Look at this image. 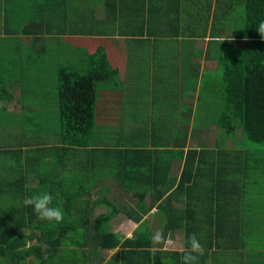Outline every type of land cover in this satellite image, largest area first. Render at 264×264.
Segmentation results:
<instances>
[{
    "label": "trees",
    "instance_id": "1",
    "mask_svg": "<svg viewBox=\"0 0 264 264\" xmlns=\"http://www.w3.org/2000/svg\"><path fill=\"white\" fill-rule=\"evenodd\" d=\"M79 1L47 0L48 17L26 22L29 16L9 12V1L0 0V99L25 90L41 110L35 131L18 136L25 146L0 141V264H181L192 234L205 249L198 264H264V149L256 156L235 141L241 134L264 145V40L255 31L264 0H97L93 9ZM99 4L105 19L97 18ZM54 14L72 19L62 35L97 38L91 63L63 68L53 58L44 67L35 60L29 37L42 39ZM98 38L110 40L111 50ZM201 59L216 63L202 80ZM152 65L156 75L162 65L178 74L167 125L158 79L153 92L144 81L140 94L120 82L133 67L147 75ZM114 85V124H99L100 93ZM124 191L139 198L137 209L119 196ZM43 192L56 198L61 223L24 206L26 197ZM152 207L161 218L158 243L152 233L128 237L123 225L111 226L123 212L137 224ZM178 234L182 249H166Z\"/></svg>",
    "mask_w": 264,
    "mask_h": 264
},
{
    "label": "rangeland",
    "instance_id": "2",
    "mask_svg": "<svg viewBox=\"0 0 264 264\" xmlns=\"http://www.w3.org/2000/svg\"><path fill=\"white\" fill-rule=\"evenodd\" d=\"M99 1L97 0H82L79 1L78 4H82L83 6H89L90 8H94L95 4H97ZM100 6V7H99ZM104 7L103 5H98L97 7V18L100 19H105L106 16H108L107 14L105 15V10H103ZM85 23L86 22H82L81 24H78V27H81V30H83L85 28ZM101 41V44H107L110 47L111 50V44H110V40H107L106 38H98ZM75 41V43H72L70 45H68L67 47H73V48H78V51L73 54H70L69 51L67 52V49L62 50L61 52H57L53 58H56L57 60H61L60 63H62V67L63 68H67L72 67V66H79L81 63H91L89 61L90 59V55L88 53V51L92 50V47L89 46L91 44V40H88L87 36L82 35L81 36H77L76 39H73ZM208 39L207 40H199L198 41V46L200 48H207L208 45ZM142 63V62H140ZM163 63V62H162ZM168 63V62H166ZM146 64V63H143ZM147 66H150V64H146ZM208 65L210 66L209 69H214L216 64L214 62H209ZM61 67V66H60ZM59 67V68H60ZM58 68V69H59ZM71 69V68H70ZM58 73V71L56 72ZM55 75V77L57 78L58 75L51 73V76L53 77ZM216 81L217 84L221 83L222 81V73L220 72V74L216 77ZM126 85L129 86V82L125 81ZM214 89H216V84ZM15 91V89H14ZM16 95L17 98H12L9 99L7 97H3L5 99H0V141L2 142L3 139H5L7 141V143H2V145H7L8 146H13V147H18L20 144L24 143L25 146V141H19L18 136H22L25 132L26 129H29L30 131H35L36 128V124H38V120L35 116V114H38L41 110L40 107H35L34 105V100L37 98H31V96L29 94H27L24 90V94H22L20 92V89H17L14 93V96ZM213 96H205V98H213ZM99 98H104V92L102 91L100 93V97ZM190 98H194V97H190ZM55 100H58V98H54ZM53 99V100H54ZM172 100L173 104H176L177 102H179V100ZM56 106V105H55ZM4 109H6L7 111H5ZM108 109L105 107H101L98 108V123L99 124H103V123H108L109 126L114 122H112V114L110 113V111H107ZM102 113L104 114H101ZM109 113V114H108ZM51 115H54L55 117H57V115L55 113H51ZM33 120H36V122H34ZM53 122H55V124L58 125V122H60V116H58L57 120H53ZM28 125H27V124ZM15 135V136H14ZM55 138H50L47 140V142H52V140ZM235 140V139H234ZM238 143L239 148L247 150L249 152H252L254 155L258 156L260 153L258 152L259 149H264V145H259V144H255L251 141H249L248 139H245L243 136H241V134L239 135V137L237 138V140H235ZM24 153V152H22ZM261 155V154H260ZM49 161L51 162V165H55V163H58L55 160H51L49 159ZM49 162V164H50ZM59 165V164H58ZM46 170H44L43 172H45ZM175 173V172H174ZM177 174V173H175ZM110 182L112 183H116L118 180L116 179H111L109 178ZM139 198H136V202L138 203ZM125 201V200H124ZM152 208H156V207H152ZM107 210L106 209H101L99 210V213H105ZM155 212V211H154ZM128 216L125 214V212H123L121 215H117V217L115 218V221L112 222L114 227L117 226H121L124 225L122 224V220L127 219ZM144 221H148L150 223L153 224V227H151L150 229L145 228L143 226H138V225H134L131 226L132 230H134V232H137V235L140 238L146 239L149 238L151 233L152 235H157V233L159 232V228H161L162 224H161V218L156 216V215H149L143 218ZM128 221V220H127ZM120 229H123L120 227ZM125 235H128L130 232H126L125 230L123 231ZM134 232H132L131 234H133ZM182 238L183 235H177L174 239L170 238L167 240L166 243V249H176V250H180L182 249ZM253 244H251L250 242V246H252V250L255 251V243L252 242ZM69 241L67 240L66 245L64 244L63 247H67V248H63L64 250L68 251L69 250ZM91 250H89L87 253L89 254V259L91 261V256H92V252H90ZM264 251V249H263ZM116 251L112 250L110 252H105L104 256L106 258V260H109L111 257H113L116 253ZM86 253V254H87ZM92 262V261H91Z\"/></svg>",
    "mask_w": 264,
    "mask_h": 264
},
{
    "label": "crops",
    "instance_id": "3",
    "mask_svg": "<svg viewBox=\"0 0 264 264\" xmlns=\"http://www.w3.org/2000/svg\"><path fill=\"white\" fill-rule=\"evenodd\" d=\"M7 3L9 1V12H13L15 13L17 11V9H20V11L24 14H26V16H29V20H25L26 22H33V21H37L39 19H45L46 17H48V14L46 12V2L47 0H5ZM65 4V1L63 2ZM66 5L63 6V8H65ZM83 6V5H82ZM100 7V6H99ZM66 10V8H65ZM104 10V9H103ZM67 11V10H66ZM17 16V14H15ZM21 15V13H20ZM51 16V22H50V26L49 27H45L44 29V37L40 40L35 39V36L33 37H29V41L32 45V48L30 49L32 51V53H34L35 56V60L38 59V61L40 62L41 65H43L44 67L48 64L49 61H51V59H53L54 55L57 52H61L64 49H67V52L69 51L70 54L75 53V51H78V48H73V47H67L68 45L75 43V41L73 39H76L77 37H72L75 36L73 34H68V35H62V32L64 30L67 29V26H69V30L71 31V28L73 26H71L72 23V19L67 21L66 17H62V16H58L57 14H54V17ZM21 21V20H20ZM24 22V21H21ZM62 22V23H60ZM65 22V23H64ZM36 27V30L39 31V25L37 26H33V28ZM60 28V32L61 34H48L49 30H55V28L57 29ZM33 30V29H32ZM82 37V36H81ZM88 40L91 39V44L89 46L92 47L91 51H88L89 55L93 54V52L96 50L97 46H99V43L97 42V38H89L87 37ZM77 44V43H75ZM34 60V59H33ZM200 64H199V69H198V78L202 80L203 78V74L206 71H212L216 69V66L214 69H209V62L212 61H206L205 59H201L199 60ZM168 64V63H166ZM216 64V63H215ZM163 67V71L159 74H155V69H154V65L151 66L150 71H148L147 75H145L144 71L138 68L133 67L132 73L126 78L123 77L121 78L120 82L123 84V86H125V91H128L130 94L135 93V94H140L141 92H144L145 89L142 90V86H143V82L144 85L146 86V91H147V87L149 88L148 91L153 92L154 89L153 88V84L155 85V81H157L158 79V93L156 96H160L161 94H165V96L162 95V98H165L163 101H161V114H162V118L164 123L167 125V120H168V116H169V106H168V102L172 99L175 98L174 94H175V87L173 85L172 79H174L176 72L173 71H169V69L167 68V65H162ZM167 68V69H166ZM159 71V70H158ZM157 71V73H158ZM176 76H178V74H176ZM139 77H141L143 80H140ZM181 77H182V71H181ZM199 80V81H201ZM125 81L129 82V86L126 85ZM183 82V80H182ZM110 85V84H109ZM183 87V86H182ZM184 90V88H183ZM174 91V92H172ZM119 94L117 92V86H110L109 89H105L104 90V104H100L99 107H105L107 108L111 114H113L116 109V105L115 107H113L112 105H110L109 103L112 101L113 103L115 102L113 99L114 98H118ZM153 93L150 94V97H152ZM186 95V93H185ZM170 98V99H168ZM166 104V110L164 109V106ZM99 105V104H98ZM107 110V111H108ZM154 109L151 111L153 112ZM168 111V112H167ZM104 114V113H103ZM109 114V113H108ZM155 116V114H154ZM153 119H156L153 117ZM147 120H152L151 116L148 117ZM141 127H137L136 125L134 126V132L137 134V130H139ZM175 171V170H174ZM38 181H33V184L30 183L31 185L36 184ZM172 189V188H171ZM120 197H124L126 200L129 201L130 204V208H136V205L138 204L136 202V200L133 201V196L131 193L124 191L123 194L119 195ZM145 204L147 207L151 206V197L147 196L146 200H145ZM128 220V221H127ZM130 222V223H129ZM122 224L123 225V229H130V230H126L127 232H130L127 236L131 237L132 236V232H134V230H132L131 226H134V224L132 223V221L130 219H125L122 220ZM115 251V250H114ZM110 252V251H108Z\"/></svg>",
    "mask_w": 264,
    "mask_h": 264
},
{
    "label": "clouds",
    "instance_id": "4",
    "mask_svg": "<svg viewBox=\"0 0 264 264\" xmlns=\"http://www.w3.org/2000/svg\"><path fill=\"white\" fill-rule=\"evenodd\" d=\"M255 31L260 36L261 40H264V20L260 21L255 28ZM247 39V37H245ZM56 199L48 192L38 193L31 197H26L23 201L25 207L31 206L34 213L39 219L45 221H54L59 224L64 219V212L60 207H53V200ZM59 203V201H58ZM155 211V212H154ZM157 213L156 208H151L146 216L155 215ZM144 216V217H146ZM143 217V218H144ZM143 218L134 225H140L145 228L153 227V224L144 221ZM154 242H160L161 235L158 233L153 237ZM188 247L183 249V255L181 257V264H198V259L200 256L205 254V249L203 245L199 242L195 234H192L186 241Z\"/></svg>",
    "mask_w": 264,
    "mask_h": 264
}]
</instances>
